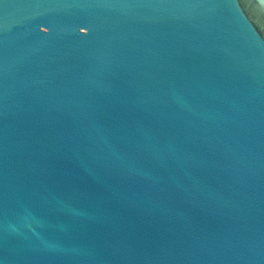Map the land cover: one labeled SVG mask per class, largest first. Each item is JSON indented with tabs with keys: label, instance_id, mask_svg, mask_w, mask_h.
<instances>
[{
	"label": "water",
	"instance_id": "water-1",
	"mask_svg": "<svg viewBox=\"0 0 264 264\" xmlns=\"http://www.w3.org/2000/svg\"><path fill=\"white\" fill-rule=\"evenodd\" d=\"M0 264H264V0H0Z\"/></svg>",
	"mask_w": 264,
	"mask_h": 264
}]
</instances>
